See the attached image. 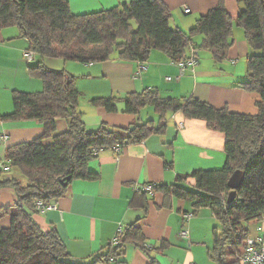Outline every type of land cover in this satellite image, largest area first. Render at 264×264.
Instances as JSON below:
<instances>
[{
  "label": "trees",
  "instance_id": "obj_1",
  "mask_svg": "<svg viewBox=\"0 0 264 264\" xmlns=\"http://www.w3.org/2000/svg\"><path fill=\"white\" fill-rule=\"evenodd\" d=\"M239 12L231 16L225 0L198 18L189 31L171 26L172 14L162 0H134L107 10L76 15L67 0H0V31L16 28L18 38L27 41L26 50L37 54L30 63L29 74L39 79L38 92L13 91V111L0 113V122L38 121L43 134L30 141L9 146L0 165V191L11 189L15 202L0 207V264H123L127 248L134 246L149 258V264H160L151 254H164L171 243L149 250L142 219L125 226L118 243L111 242L91 261H75L54 227L44 229L35 216L41 213L37 203L47 205L63 198L75 181H97L89 165L104 150L120 155L123 148L143 143L152 135L165 134L169 114L185 120H202L207 130L225 138L226 162L222 169L196 170L177 175L172 184H151L152 192L139 189L132 206L144 217L149 210V195L161 193L166 198L188 200L194 216L210 208L217 219L213 228V247L208 257L214 264H244L248 240L256 237L254 229L264 218V0H237ZM243 31L251 52L246 57V76L235 88L257 96L254 114L231 111L225 105L216 107L193 95L161 97L158 89L133 92L123 99L95 97L89 103L107 113H124L135 118L127 127L102 123L89 130L79 110L82 93L76 77L65 70L45 66L44 58H59L82 64L102 63L115 55L125 62L139 63L141 77L153 51L169 57L179 68L186 64L195 71L200 53H209L213 63L222 64L233 47L234 29ZM201 37L197 42L196 38ZM193 59L194 65L189 61ZM146 71V70H145ZM184 71V73H185ZM184 73L182 75H184ZM151 106L158 122L140 117L141 110ZM66 123L58 132L57 121ZM119 147V151L116 148ZM12 167L22 179L5 175ZM236 171L245 179L237 189L234 202L228 181ZM185 214V213H184ZM10 226L3 227L4 218Z\"/></svg>",
  "mask_w": 264,
  "mask_h": 264
},
{
  "label": "crops",
  "instance_id": "obj_2",
  "mask_svg": "<svg viewBox=\"0 0 264 264\" xmlns=\"http://www.w3.org/2000/svg\"><path fill=\"white\" fill-rule=\"evenodd\" d=\"M67 1L72 13L82 15L134 0ZM162 1L171 11V26L183 31H189L198 18L219 3V0ZM225 5L231 16L236 17L239 12L237 0H225ZM184 8L190 9V12L185 13ZM18 34L16 28L0 31L1 114L13 111V91L38 92L42 88L41 81L34 80L29 74L24 59L28 44L18 38ZM233 39L235 44L225 62L216 65L209 53H200L195 71L189 68L184 75L176 63L158 51L152 52L148 68L141 77H135L139 63L122 61L117 55L102 63H66L65 68L58 71L66 69V72L74 75L78 90L90 98L123 99L130 93L155 88L161 96L193 95L216 107L227 105L231 111L254 114L257 96L234 87L246 76L245 59L251 49L241 29H234ZM196 40L200 42L201 37ZM122 104L119 103L117 113H107L100 108L83 112L85 125L89 130H96L102 123L114 127L129 126L135 118L123 112ZM171 120L173 124H168L165 134L152 135L143 143L123 148L120 155L113 150L102 151L89 165L90 172L99 175L97 181L73 182L68 193L56 201L57 210H46L35 216L44 229H57L75 261L93 260L113 241L120 228L124 229L142 219L139 225L143 228L149 250L160 247L163 240L171 243L164 254L152 252L151 256L160 264H211L198 248L205 244L206 239L205 236L201 237V229L204 228L209 239L208 232L218 223L210 208L201 209L187 221L183 215L193 213L191 202L166 198L161 193L154 197L149 195L146 217L140 208L132 206L133 200L139 199V189L151 184H172L177 175L196 170H219L225 165V138L221 133L207 130L202 120H185L177 114H172ZM57 128L59 133L65 131L66 123L57 121ZM42 134L43 126L38 121L0 122V135L7 136V140L0 143V165L5 161L9 146L30 142ZM15 200L11 189L0 191V207L11 206ZM10 221L6 217L1 225L9 227ZM183 230L188 231L189 240L180 237ZM254 235H264V224L256 226ZM121 261L123 264L150 263L147 255L134 246L127 248L126 256Z\"/></svg>",
  "mask_w": 264,
  "mask_h": 264
},
{
  "label": "built area",
  "instance_id": "obj_3",
  "mask_svg": "<svg viewBox=\"0 0 264 264\" xmlns=\"http://www.w3.org/2000/svg\"><path fill=\"white\" fill-rule=\"evenodd\" d=\"M184 12L189 13L190 9L184 8ZM24 59H25L26 63H28V64L34 63L37 61V54L34 51L25 50ZM194 62L195 61L193 59H191L189 61V63L191 65H194L195 64ZM185 67H186V64H181V68H180L181 74L184 73ZM145 70H147V66H141L140 67V71H145ZM139 75H140V72L136 73L135 77H138ZM5 140H7V136L0 135V143H3ZM116 151H119V147L116 148ZM143 189L146 191L152 192L150 186L144 187ZM57 208L58 207L56 206V202H53L49 205H47L43 202L37 203V210L40 212H44L46 210H57ZM193 217H194L193 213H185L183 215V218L187 221H189ZM263 224H264V218L261 222V225H263ZM260 229H262V227ZM122 230L123 229L120 228L117 231V235L112 241L113 245H116L118 243V241H119L118 236L120 233H122ZM179 235L182 239H185V240L190 239L189 233L186 230L181 231ZM241 261L244 264H264V235H262L260 237L256 236V237L250 238L248 240L245 253L241 256Z\"/></svg>",
  "mask_w": 264,
  "mask_h": 264
},
{
  "label": "rangeland",
  "instance_id": "obj_4",
  "mask_svg": "<svg viewBox=\"0 0 264 264\" xmlns=\"http://www.w3.org/2000/svg\"><path fill=\"white\" fill-rule=\"evenodd\" d=\"M159 52V51H158ZM246 61V59H245ZM44 62L46 64V66H48L51 70H54V71H58L59 69H64L65 67V64L68 63V65H75L74 63L75 62H72V61H65L63 59H59V58H44ZM66 70V69H65ZM34 80H36L37 78L33 77ZM39 80V79H38ZM40 81V80H39ZM42 90V88H41ZM40 91V90H39ZM34 92H37V91H34ZM163 98H165V96H161ZM93 98V97H91ZM90 97H87L86 95H82V97L80 98V106H79V110L81 112H89V110H93V109H96L95 107H93L89 101L91 100ZM87 106V107H85ZM119 106V104H118ZM122 106L124 107V104H122ZM142 116V119H143V122L147 121V120H155L156 122H158V115L155 113L154 109L151 107V106H148L146 108H144L143 110H141V113H140ZM171 117L172 115L169 114L168 116V122L170 125L173 124L172 120H171ZM64 132V131H63ZM6 175H9L11 177H15V178H19V179H22V181L25 182V178L24 176H22L20 173H19V170L15 167H12L11 168V172H8L6 173ZM15 175V176H14ZM215 225L218 226L217 223H215ZM212 226V229L208 232L209 234V239H207V233L206 231L204 230V228L201 229L200 231V235L201 237L205 236V244H203L202 246L198 247L200 248V250H202V256H204L206 259L210 260L209 257H208V250L211 249L213 247V228L215 227ZM254 227L253 226V230H254ZM198 228V227H196ZM206 233V235H205ZM211 261V260H210ZM211 264H214L212 261L210 262Z\"/></svg>",
  "mask_w": 264,
  "mask_h": 264
},
{
  "label": "water",
  "instance_id": "obj_5",
  "mask_svg": "<svg viewBox=\"0 0 264 264\" xmlns=\"http://www.w3.org/2000/svg\"><path fill=\"white\" fill-rule=\"evenodd\" d=\"M245 179V174L242 171H236L232 174L228 181V186L231 189V192L228 196L227 202L232 203L237 197V189L241 186Z\"/></svg>",
  "mask_w": 264,
  "mask_h": 264
}]
</instances>
